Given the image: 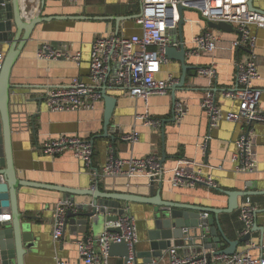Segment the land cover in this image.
Listing matches in <instances>:
<instances>
[{
	"label": "crops",
	"instance_id": "1",
	"mask_svg": "<svg viewBox=\"0 0 264 264\" xmlns=\"http://www.w3.org/2000/svg\"><path fill=\"white\" fill-rule=\"evenodd\" d=\"M27 1L20 0L21 15L26 22L35 16L41 5L43 7L40 8V16L44 17L86 14L92 17H102V19H62L41 22L35 26L31 38L20 51L10 75V111L15 114L26 110L29 122L26 130L12 133L13 162L18 179L79 189L97 186L104 191L107 188L104 184L105 176L94 175V172L99 171L100 173L108 157H144L152 154L160 159L164 154L165 161L161 166V197L163 200L223 209L227 207L228 198L221 190H264V123L248 124L245 121L231 122L221 119L216 126L210 127L208 116L199 106L204 92L212 89L216 91V103L223 113L238 109V100L225 98L221 93L227 89H236L235 63L243 62L251 55V50L244 44L237 48L232 46V42L239 37L235 29L232 32H223L219 36L212 53L202 52L198 56L187 58V63L195 67L206 66L214 62L216 75L209 78L198 74L196 68L187 70L185 89L175 92V100H184L187 105L186 114L179 124L171 120L173 119V102L169 90L165 94L154 93L147 99L129 97L116 88L108 90L106 93L117 99L111 122L122 131L121 134H116L115 140L112 141L108 137L96 138L98 133H102L103 101L91 110L51 111L45 105V94L48 89L65 83L71 76L87 74L90 45L95 38L116 33V30L118 34L125 36L139 33V27L133 19L120 21L118 26L114 20L108 19L111 16L134 15L135 11L126 12L122 8L119 9L116 3L104 4L99 0L75 4L66 0H44L43 3L42 0H29L30 7H26ZM253 5L258 11H264V0H253ZM250 28L256 35L253 52L258 57L260 74V78L253 83V86L260 92L259 108L264 110V27L252 25ZM203 30H208L207 21L198 12L185 9L182 36L187 46L190 45L193 35ZM43 43L58 48L65 45L71 53L80 52L81 60L76 63L65 58L38 59L35 52ZM8 47L9 43L0 42V53L5 54ZM180 74V64L167 60L156 77L165 79L172 75L178 79ZM32 98L42 99L40 111L36 116L34 113L37 102L30 101ZM142 115L160 120L161 124L163 123L164 136L162 137V127L147 126L141 119ZM32 116L34 119L31 118ZM132 130L138 132L139 138L136 142L124 139V136ZM248 131L252 136L251 148L253 147L252 156L256 168L253 172L240 173L230 158L236 150V139L240 134ZM62 133L75 134L92 143L91 168L84 167L69 149L54 156L43 152L42 142L48 137ZM179 158L196 163V166L200 167L204 173L213 177L217 188L209 189L203 185H196L192 188L171 189L168 177ZM133 177L130 179V184L136 191V187H143L142 185L148 180L144 175ZM159 180L160 177L157 176L155 183L157 184ZM62 198V193L55 190L29 186L18 187V210L22 215L32 216L31 229L38 248L36 255L27 256V264L32 262L34 264H55V258L81 264L82 259L77 251V242L87 234L76 233L66 228L58 241H53L51 237L53 209L56 202ZM78 200L81 199L77 197ZM247 204L253 205L257 210L264 209V195L240 197L238 207L234 211L221 212L218 215L221 229L231 240L239 237L242 232L240 209ZM147 209L148 207L144 205L128 204L127 210L136 220L139 237L143 224H145ZM256 222L259 227H263V232H253L250 242L239 244L237 250L249 248L254 254L264 252V212L257 214ZM105 223L99 225L96 230H88V236L97 239L104 231ZM251 244L254 246L248 247ZM94 249L98 250L97 243H94ZM143 249L144 242L140 241L137 250ZM206 252L207 250L202 253ZM179 253L186 254V252ZM121 263L119 254L115 253L110 256L109 264Z\"/></svg>",
	"mask_w": 264,
	"mask_h": 264
},
{
	"label": "built area",
	"instance_id": "2",
	"mask_svg": "<svg viewBox=\"0 0 264 264\" xmlns=\"http://www.w3.org/2000/svg\"><path fill=\"white\" fill-rule=\"evenodd\" d=\"M69 3L86 2L90 0H66ZM102 1V0H101ZM128 5L136 7L133 18L139 27V33L125 36L109 33L95 38L90 45L88 58V72L86 75L71 76L65 83H61L46 91L45 105L51 111H79L94 109L103 101L102 90L120 89L132 98L147 99L154 93L165 94L168 88L178 79L169 75L165 79H158L162 65L166 63L165 47L179 48L181 41L178 33L180 20L179 7L184 10L198 12L207 22H227L239 34L232 42L237 48L244 44L251 50L249 59L235 63L236 89L222 91L225 98L238 100L236 111L222 112L216 103V91L208 89L202 95L199 106L209 118L210 127H214L221 119L231 122L245 121L264 123V110L259 108V90L253 83L260 78L258 71V57L253 52L256 35L251 26L264 27V13L251 11L247 7L248 0H124ZM219 35L203 30L193 35L189 46L183 41L186 57L198 56L202 52L212 53L216 48ZM38 59L65 58L79 63L80 52H69L65 45L54 47L43 43L36 52ZM4 54L0 53V68ZM197 73L213 78L216 75L215 63L199 66ZM187 111L184 100H175L173 104V118L175 123L182 122ZM141 119L147 126L158 127L160 120L142 115ZM138 132L132 130L124 136L125 140L136 142ZM252 136L244 132L235 141L236 150L230 161L240 173L253 172L256 163L251 151ZM45 154L54 156L69 149L73 156L84 167L91 168L93 145L90 141L75 134H58L48 137L42 142ZM161 170L159 159L152 155L144 157L121 158L110 156L94 175L101 176H141L153 177L155 180ZM171 189L192 188L203 185L209 189H216L217 183L213 177L204 173L191 160L179 158L176 166L168 177ZM74 207L70 200L60 199L53 209V223L51 237L58 241L64 233L66 212ZM253 205H243L240 209V219L243 223L242 234L247 233L252 225ZM112 228L113 230H109ZM137 225L134 216L126 209L116 220L105 223L104 231L97 239L91 236L77 242V251L82 259L81 264H109V247L111 243L125 242L128 247L126 263L121 264H264V252L254 254L249 248L236 250L231 255L218 254L207 258L199 254H180L172 246L161 257L153 258L150 262L142 263L136 255L135 244L138 242ZM97 243L98 250L94 249ZM254 244L248 247H253ZM55 264H74L69 260L55 258Z\"/></svg>",
	"mask_w": 264,
	"mask_h": 264
},
{
	"label": "water",
	"instance_id": "3",
	"mask_svg": "<svg viewBox=\"0 0 264 264\" xmlns=\"http://www.w3.org/2000/svg\"><path fill=\"white\" fill-rule=\"evenodd\" d=\"M43 2L44 0H42ZM101 2L104 4L116 3L120 7L125 6L124 10L126 12H134L136 9L134 5L126 4L124 0H102ZM30 4L28 0L26 7H30ZM42 7L43 5L40 8ZM247 7L251 11H258L253 5V0L247 1ZM40 8L37 10L35 16L26 22L21 15L20 0H0V42L9 43L0 68V264H27V256H34L38 252L35 243L36 239L31 229L30 219L32 216L22 215L18 210L17 189L20 186L55 190L62 193V199L70 200L74 203V207L66 212L64 231L67 228L70 231L79 232L84 235L88 230H96L99 225H104V222L116 220L118 215L125 212L129 203L148 207L141 236L137 235L138 242L135 244L137 258L142 263H147L153 258L161 257L172 246L176 247L178 252L203 254L207 258L218 254L231 255L237 250L239 244L250 242L253 232H263V227H259L256 222V216L258 213H263L264 209H255L252 213L253 221L249 231L245 234L241 232L239 237L233 240L224 234L218 221V215L221 212L230 213L234 211L238 207V199L240 197L264 195V190H221L228 198L227 207L217 209L163 200L161 197V170L159 172L160 180L157 184L153 177L147 178L148 180L142 185L143 187H136L137 191L133 190L130 184V179L134 177L125 176H105L104 184L108 189L106 188L104 191H101L97 186L79 189L17 178L13 162L12 133L14 131L26 130L29 122L26 110L23 111L21 109V112L15 114L10 111V75L20 51L31 38L35 26L41 22L62 19H102V17H92L86 14L74 16L50 15L44 17L40 16ZM183 11L184 8L180 6L178 33L181 45L179 48L167 46L164 51L166 59L178 62L181 69L178 81L171 84L168 88L171 92L173 104L175 92L183 90L186 87L185 78L187 70L198 68L187 63L185 54L187 49L182 43ZM261 12L264 13V11ZM138 15L139 13L130 16H111L108 19L114 20L118 26L120 21L133 19ZM207 26L209 32L219 36L223 32L234 31V27L231 24L223 21H208ZM102 99L104 103L102 133H98L96 138L108 137L114 141L115 135L122 133L119 127L111 122L117 99L106 93L104 89L102 90ZM30 101L37 102L34 113V116H36L40 111L42 99L32 98ZM20 106L25 107L23 105ZM34 116L31 118L34 119ZM171 120H174V118ZM160 127H162L163 137V123ZM251 151L254 154L253 147ZM164 161L165 155L163 154L159 159L160 167ZM77 197L81 200L77 201ZM109 230L113 229L110 228ZM139 240L144 242L143 250H137ZM206 250V253H202ZM115 253L119 254L122 263H126L128 258L127 244L123 241L111 243L109 254L112 256ZM31 264L34 263L32 262Z\"/></svg>",
	"mask_w": 264,
	"mask_h": 264
},
{
	"label": "flooded vegetation",
	"instance_id": "4",
	"mask_svg": "<svg viewBox=\"0 0 264 264\" xmlns=\"http://www.w3.org/2000/svg\"><path fill=\"white\" fill-rule=\"evenodd\" d=\"M117 6H118V5H117ZM118 8H119V9H120V8L124 9V8H125V6H123V7H122V6H121V7H120V6H118Z\"/></svg>",
	"mask_w": 264,
	"mask_h": 264
},
{
	"label": "trees",
	"instance_id": "5",
	"mask_svg": "<svg viewBox=\"0 0 264 264\" xmlns=\"http://www.w3.org/2000/svg\"><path fill=\"white\" fill-rule=\"evenodd\" d=\"M86 234H87V235H86V237H87V236L89 235V232H87Z\"/></svg>",
	"mask_w": 264,
	"mask_h": 264
}]
</instances>
